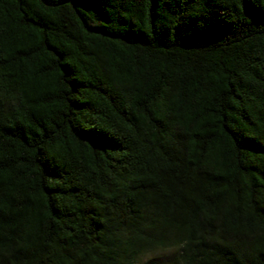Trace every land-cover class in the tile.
<instances>
[{"label":"trees","instance_id":"16d2710c","mask_svg":"<svg viewBox=\"0 0 264 264\" xmlns=\"http://www.w3.org/2000/svg\"><path fill=\"white\" fill-rule=\"evenodd\" d=\"M264 264V0H0V264Z\"/></svg>","mask_w":264,"mask_h":264},{"label":"rangeland","instance_id":"374dc122","mask_svg":"<svg viewBox=\"0 0 264 264\" xmlns=\"http://www.w3.org/2000/svg\"><path fill=\"white\" fill-rule=\"evenodd\" d=\"M137 264H178V249L150 254L140 258Z\"/></svg>","mask_w":264,"mask_h":264}]
</instances>
